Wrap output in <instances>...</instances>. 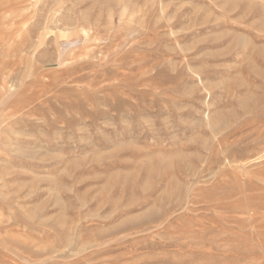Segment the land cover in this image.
I'll list each match as a JSON object with an SVG mask.
<instances>
[{
  "label": "rangeland",
  "instance_id": "obj_1",
  "mask_svg": "<svg viewBox=\"0 0 264 264\" xmlns=\"http://www.w3.org/2000/svg\"><path fill=\"white\" fill-rule=\"evenodd\" d=\"M0 264H264V0H0Z\"/></svg>",
  "mask_w": 264,
  "mask_h": 264
},
{
  "label": "bare ground",
  "instance_id": "obj_2",
  "mask_svg": "<svg viewBox=\"0 0 264 264\" xmlns=\"http://www.w3.org/2000/svg\"><path fill=\"white\" fill-rule=\"evenodd\" d=\"M259 156V155H258Z\"/></svg>",
  "mask_w": 264,
  "mask_h": 264
}]
</instances>
